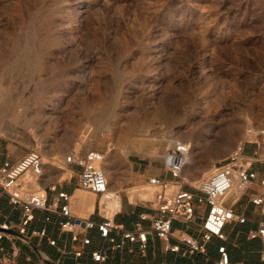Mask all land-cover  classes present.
Masks as SVG:
<instances>
[{"label":"rangeland","instance_id":"rangeland-1","mask_svg":"<svg viewBox=\"0 0 264 264\" xmlns=\"http://www.w3.org/2000/svg\"><path fill=\"white\" fill-rule=\"evenodd\" d=\"M0 86V141L13 152L39 150L71 172L65 157L94 149L126 171L132 158L164 162L169 145L153 138L172 134L201 141L185 171L197 185L208 160L264 130V0H0ZM52 100L46 130L23 124ZM99 107L112 110L102 118L110 132L85 121ZM49 140L65 144L62 154H47ZM126 193L153 199L148 185Z\"/></svg>","mask_w":264,"mask_h":264},{"label":"built area","instance_id":"built-area-1","mask_svg":"<svg viewBox=\"0 0 264 264\" xmlns=\"http://www.w3.org/2000/svg\"><path fill=\"white\" fill-rule=\"evenodd\" d=\"M247 144L254 145L248 150ZM191 144L183 141H174L164 156L165 171L170 178L152 177L148 186L153 190L151 204L159 213L152 221L150 231L138 229L130 231L114 223L112 218H105L101 223L73 215L71 210L72 195L52 185L49 191L43 188L32 189L30 181L40 183L44 177V162L42 152L31 150L16 164L5 163L0 169V190L8 196L12 206L22 208L24 218L17 229L22 239L28 242L32 237H46L45 231H32L28 233L27 227L34 220L37 211L58 214L65 218L61 231L72 235L73 242L80 241V236L87 231L97 228L101 237L109 239L113 250L123 249L127 243L139 244L142 254L146 253L148 234H155L160 240L166 242V251L180 252L183 245L191 254H206V246L213 239L227 240L226 227L238 222L244 224L246 218L237 215L235 206L245 193L253 190L257 184L258 189L251 194V203L261 209L264 215V130L260 132L255 141H246L238 146L226 159L214 164L209 175L197 185H191L185 176L189 165ZM67 167L79 169L80 188L83 191L99 196L102 199L113 200L118 197L110 191L109 177L103 169L105 156L94 149L85 153L73 149L66 157ZM29 179V181H26ZM189 188H193L191 191ZM55 194L54 198H50ZM197 205L206 206L207 214L201 225V242L196 238L180 233L175 236L174 222L193 223L196 221ZM147 215H141V220H147ZM49 220V219H48ZM12 227L7 224L0 225V243L11 235ZM113 230L120 231L123 239L116 242L110 238ZM250 239H260L263 243L261 258L264 261V222L257 230L249 232ZM175 239L178 244H171ZM83 245L91 244L90 238L84 236ZM51 246L57 243L49 239ZM220 258L216 264H231L226 246L218 249ZM82 251L75 252L76 258H82ZM93 260L102 263L107 260L104 253H94ZM51 264H63L59 259Z\"/></svg>","mask_w":264,"mask_h":264},{"label":"crops","instance_id":"crops-1","mask_svg":"<svg viewBox=\"0 0 264 264\" xmlns=\"http://www.w3.org/2000/svg\"><path fill=\"white\" fill-rule=\"evenodd\" d=\"M25 154L13 152L9 145L0 141V169L5 163L16 164ZM129 167L123 171L112 162L104 163V170L114 173L109 178L110 191H113L112 193L117 196L119 195L118 197L121 199L119 211L112 213L111 216V212L102 206L100 197L96 195V204H94L92 212L89 213L82 208L83 199H79L80 197L77 195L84 191L80 188L79 169L77 167L70 168L71 175L69 177L62 179L61 175L57 173L46 174L40 183L36 184L46 191H49L52 185H57L59 190L72 195L71 210L76 217L90 219L95 223H101L105 218H112L116 225L125 230L133 231L138 229V225H141V229L150 231L153 219L159 216L151 204L153 199L151 201H130L128 193H126L127 189L147 185L152 177L169 179L170 175L165 171L164 162L154 166L146 159L132 158ZM263 174L262 172L260 175ZM189 189L194 191L193 188ZM257 189L258 185H253V190L257 191ZM253 190L242 195L235 206L237 215L245 217L246 222L244 224L235 222L228 225L225 230L227 240L213 239L206 246V254H191L183 245L180 246V252L166 251V242L151 232L148 234L145 254H142L137 243H127L123 249L113 250L110 240L102 238L97 228L81 235L80 241L73 242L71 234L61 231V225L65 218L44 211L35 213V218L27 227V231L28 233L45 231L47 236L32 237L26 242L17 231L24 218L22 208L12 206L8 196L0 190V225L7 224L13 229L11 235L0 243V264H51L58 259L63 264H216L220 258L218 249L223 245L229 252L231 264H264L261 258L262 241L249 238V232L257 230L260 223L264 222L261 209L251 203L250 196L255 193ZM49 195L51 199L55 197V194L49 193ZM144 214L147 215L148 219L142 221L141 215ZM196 214L197 218L193 223L174 222L175 236L182 232L201 242V225L206 217L207 207L197 205ZM84 236L90 238V245H83ZM110 238L118 243L122 241L123 236L120 231L113 230ZM49 239L56 241L57 246H51ZM170 243L178 244L175 239H172ZM78 251L84 253L82 258L75 257V252ZM98 252L107 256L105 262L96 263L93 260V254Z\"/></svg>","mask_w":264,"mask_h":264},{"label":"bare ground","instance_id":"bare-ground-1","mask_svg":"<svg viewBox=\"0 0 264 264\" xmlns=\"http://www.w3.org/2000/svg\"><path fill=\"white\" fill-rule=\"evenodd\" d=\"M2 103H3V93H2V86H0V119L1 120H4L6 118V115H7V111H4L3 110V106H2ZM57 103L60 104V101L58 100H52L50 103H46L44 106L41 107V110H37L36 113H34L33 116H35L36 120L34 121L32 118H28L26 116L25 120H23V124L25 125H32V123H36L38 124L36 127L37 128H40V132L42 130H46L51 124H53L56 120H57V117H56V110L58 109L56 106H57ZM213 103L215 104L216 101H213ZM204 105L208 104V101L207 102H203ZM61 106V105H60ZM113 106V104H112ZM22 107V106H21ZM59 107V106H58ZM110 107V106H109ZM22 113L26 111V109H24V107H22ZM57 108V109H56ZM97 108V107H96ZM103 108V107H101ZM101 108L99 107L98 111H96L95 113V116H94V119H91V118H87L85 121L90 123L92 122L98 130H101V131H105V132H110V129L108 127V125L106 126L103 121H102V118L106 115H111V111L109 108H103L101 110ZM60 110V109H59ZM58 114V113H57ZM264 116V114H263ZM81 120V119H80ZM79 120V121H80ZM84 123V120L83 121H80V123ZM149 124V119H146V121L144 122V126L148 125ZM107 129V130H106ZM186 129V128H185ZM180 132V130H179ZM178 132V133H179ZM143 133V132H142ZM183 133V132H181ZM249 133V132H248ZM214 134V129L211 128L209 130H207V135H210L212 136ZM143 135V134H142ZM146 136V135H145ZM137 137V136H136ZM128 138H132V137H127ZM134 138V137H133ZM140 138V137H139ZM151 138V137H150ZM157 141H166L168 143V145L170 146L172 144V142L174 141H183V142H186V143H190L186 140H183L181 139L180 137H177L175 138L174 136H172V134L170 136H156L155 138H153ZM138 140H141V139H138ZM209 140V139H208ZM56 141V140H55ZM129 141V140H128ZM150 141V140H149ZM215 141V140H214ZM46 141H44L45 143ZM129 143V142H128ZM201 141L200 140H197L196 142L193 143H190L191 144V153H190V158H189V165L188 167L186 168V171L189 167H193L195 165V159H194V153L195 151L197 152V150H199V145H200ZM64 143L61 142V141H56V143L54 142H51L50 140L46 142L45 146L47 148H50L48 151H47V154L50 155V157H53L55 155H58V154H62V149L65 148L64 147ZM78 145V144H77ZM76 146V145H75ZM79 146V145H78ZM77 146V147H78ZM72 147H74L72 145ZM69 148V147H68ZM67 149V148H66ZM75 149V148H74ZM64 150V149H63ZM136 150V149H135ZM133 150V151H135ZM126 151V150H125ZM197 155V154H195ZM214 163L213 161H210L208 160L204 165H202L200 168H199V172H198V175L200 178L204 177V176H208L209 173H210V170L213 168L214 166ZM213 164V165H212ZM130 168V167H129ZM44 169L48 171V175H53L54 173H58L59 175H61L62 178H65V177H69L71 175V172H60L58 170V168L54 167V164H51V163H45L44 164ZM197 179V178H196ZM28 181V180H27ZM197 181V180H195ZM33 182V181H32ZM34 183V182H33ZM31 184V182H30ZM36 184V183H35ZM33 185V184H32ZM117 190V189H116ZM82 192V191H81ZM113 192V191H112ZM83 194V193H81ZM78 193L77 196H79L80 198L79 199H83V203H82V208L84 210H86L87 212H92L94 210V204L95 203V197L91 196V197H86V196H83ZM119 196V195H118ZM153 196V195H152ZM128 197L130 199V201H134V195L133 193H128ZM144 197H147L146 194L144 195ZM78 199V200H79ZM151 201V199H150ZM81 202V201H79ZM81 204V203H80ZM101 204L103 207H106L108 211L112 212L113 214L116 212V211H119L120 207H121V199L120 197H115L113 200H106L105 198L102 199L101 201ZM81 206V205H80ZM80 209V208H79ZM82 209V210H83ZM81 210V209H80ZM82 212V211H81Z\"/></svg>","mask_w":264,"mask_h":264}]
</instances>
